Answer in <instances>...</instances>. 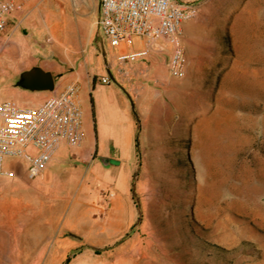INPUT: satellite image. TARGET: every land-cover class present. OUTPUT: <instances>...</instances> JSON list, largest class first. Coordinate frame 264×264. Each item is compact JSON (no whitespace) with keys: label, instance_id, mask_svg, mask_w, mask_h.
I'll use <instances>...</instances> for the list:
<instances>
[{"label":"rangeland","instance_id":"1","mask_svg":"<svg viewBox=\"0 0 264 264\" xmlns=\"http://www.w3.org/2000/svg\"><path fill=\"white\" fill-rule=\"evenodd\" d=\"M176 1L196 8L181 26L184 74L170 76L166 45L153 67L117 76L132 157L67 147L33 179L9 163L0 264H264V0ZM98 3L24 2L0 36V94L32 66L102 71Z\"/></svg>","mask_w":264,"mask_h":264},{"label":"built area","instance_id":"2","mask_svg":"<svg viewBox=\"0 0 264 264\" xmlns=\"http://www.w3.org/2000/svg\"><path fill=\"white\" fill-rule=\"evenodd\" d=\"M26 1L0 0V36L9 17ZM195 13V6L176 0H99L96 25L119 64L145 60L155 44L159 51L169 45L168 72L179 78L186 68L181 26ZM136 40L140 46L134 48ZM98 81L102 85L110 83L107 76H100ZM84 137L76 83L68 84L34 107L1 101L0 176H13L6 167L17 162L25 176L33 179L47 168L62 145L79 147Z\"/></svg>","mask_w":264,"mask_h":264},{"label":"crops","instance_id":"3","mask_svg":"<svg viewBox=\"0 0 264 264\" xmlns=\"http://www.w3.org/2000/svg\"><path fill=\"white\" fill-rule=\"evenodd\" d=\"M18 11L9 17L7 22L8 28L11 26V23L17 26L20 22L21 11ZM139 46L140 41L136 40L133 47ZM161 52H164V49L159 51L158 44H155L149 56L143 62L137 60L133 63L119 64L115 61L114 53L110 49L109 54L102 57V71L98 69L97 71L91 70L87 72L79 69L78 71L61 73L56 71L54 67H41L49 71L54 78V88L52 91L31 92L15 86L12 91L0 94V102L12 100L20 106L34 107L41 104L49 95L58 94L63 91L68 84L76 83L79 88L82 127L85 133L84 140L77 151L78 155L96 154L97 157L103 160L116 159L120 162L129 160L133 155L135 147V121L129 98L118 88L116 82L117 76L119 71L124 69L121 65L125 66L127 70L125 73H130L132 76L136 74L140 68V64H147L149 68L153 67L157 58H160ZM26 63H23V65ZM100 76H107L110 84H100L98 81ZM90 77H95L94 81ZM92 111L94 120H92ZM66 148L65 145H62L56 152L57 157L64 155Z\"/></svg>","mask_w":264,"mask_h":264},{"label":"water","instance_id":"4","mask_svg":"<svg viewBox=\"0 0 264 264\" xmlns=\"http://www.w3.org/2000/svg\"><path fill=\"white\" fill-rule=\"evenodd\" d=\"M14 86L31 92L52 91L54 78L49 71L42 69L40 66H32L17 75ZM108 162L114 165L118 164V161L114 159H108ZM69 236L74 237L72 234H69Z\"/></svg>","mask_w":264,"mask_h":264},{"label":"bare ground","instance_id":"5","mask_svg":"<svg viewBox=\"0 0 264 264\" xmlns=\"http://www.w3.org/2000/svg\"><path fill=\"white\" fill-rule=\"evenodd\" d=\"M12 59V58H11ZM0 60H2V59H0ZM15 60V59H14ZM7 63V62H6ZM13 63V62H12ZM8 64H9V62H8ZM14 66H15V68H18V67H20L21 65H23V62H20V60H18V59H16V61H14ZM10 66V65H9ZM8 66V67H9ZM6 67V66H5ZM3 67L2 66H0V76H2V74L4 73V70L2 69ZM7 71V70H6ZM18 72V71H17ZM11 73V72H10ZM15 73V72H14ZM8 74V73H7ZM4 75V74H3ZM9 81V80H8ZM12 82V81H11ZM119 121V120H118ZM120 123V122H119ZM122 123V122H121Z\"/></svg>","mask_w":264,"mask_h":264},{"label":"trees","instance_id":"6","mask_svg":"<svg viewBox=\"0 0 264 264\" xmlns=\"http://www.w3.org/2000/svg\"><path fill=\"white\" fill-rule=\"evenodd\" d=\"M90 103H91V105H92V99H91V97H90ZM92 120H94L93 111H92Z\"/></svg>","mask_w":264,"mask_h":264}]
</instances>
